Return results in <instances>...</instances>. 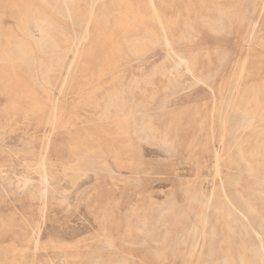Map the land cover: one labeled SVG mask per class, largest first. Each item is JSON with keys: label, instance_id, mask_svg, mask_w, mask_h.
Segmentation results:
<instances>
[{"label": "rangeland", "instance_id": "1", "mask_svg": "<svg viewBox=\"0 0 264 264\" xmlns=\"http://www.w3.org/2000/svg\"><path fill=\"white\" fill-rule=\"evenodd\" d=\"M130 1L143 15L126 25L121 4L97 0L91 56L60 89L89 0H0V264H89L92 254L124 264H264V0ZM209 191L204 244L125 241L127 219L155 205L182 211L201 232ZM101 213L116 247L91 241Z\"/></svg>", "mask_w": 264, "mask_h": 264}, {"label": "bare ground", "instance_id": "2", "mask_svg": "<svg viewBox=\"0 0 264 264\" xmlns=\"http://www.w3.org/2000/svg\"><path fill=\"white\" fill-rule=\"evenodd\" d=\"M143 1V0H142ZM148 1V0H147ZM110 2V1H109ZM114 2V1H113ZM115 2H118V4L123 6L122 9V13H120V24H126L128 23V21L133 22L136 19H139L143 14H141L139 9H136L135 7H133L132 2L130 0H115ZM150 2V1H149ZM153 2V1H152ZM101 4V3H100ZM103 4V3H102ZM105 4V2H104ZM107 5V4H106ZM136 5V4H135ZM144 5V4H143ZM262 5V4H261ZM115 6V5H114ZM121 6V7H122ZM139 6V5H138ZM147 6V5H146ZM145 6V7H146ZM149 6V5H148ZM87 18L85 20V23L83 25L82 30L79 32V35L76 36L75 42H74V46L72 49V53L70 55V57H68V62L65 66V70L66 73L63 77V79H60L61 81V87H64L67 83H68V78H69V74L71 73V71L77 66V64L81 63V60L83 57H85L84 55L86 54L87 57L91 56V48L86 49L85 51V43H87V41L89 42L90 36H91V26L92 25H100L102 23V15L99 13L98 10V5H97V0H89V6H87ZM102 8V7H101ZM151 8V7H150ZM85 9V8H84ZM120 10V9H119ZM142 10V9H141ZM264 10V9H263ZM107 11V8H106ZM147 12V10H145ZM262 11V10H261ZM103 12V10H102ZM105 12V11H104ZM108 12V11H107ZM115 12V11H113ZM108 14V13H107ZM113 14V13H112ZM127 15V16H123ZM145 14V12H144ZM85 16V15H84ZM110 16V13H109ZM2 19V18H1ZM111 19V18H110ZM141 19V18H140ZM38 21V20H37ZM108 21V20H107ZM23 23V22H22ZM26 22H24L23 24H26ZM155 24V23H154ZM114 25V24H112ZM118 25V24H117ZM129 25V24H126ZM156 25V24H155ZM39 29H42L41 24H37ZM107 26V25H106ZM114 27V26H113ZM256 27V25H255ZM101 28V27H100ZM145 29V28H144ZM103 30H101L102 32ZM114 31V30H113ZM147 32V31H146ZM148 33V32H147ZM159 33V32H158ZM250 33V32H249ZM116 34V33H115ZM144 34V33H143ZM151 34V33H150ZM123 35V34H122ZM152 35V34H151ZM116 36V35H115ZM121 36V34H120ZM94 37V36H93ZM113 34L111 30H106L103 33V39L104 41H108L109 43H111V46L109 47L112 55H116L120 52V47L117 46V44L112 40L113 38ZM151 37V36H150ZM11 38V37H10ZM122 38V37H121ZM95 39V38H94ZM116 39V38H115ZM144 39V38H143ZM151 39V38H150ZM12 40V39H11ZM10 40V41H11ZM147 40V39H145ZM16 41V40H15ZM118 42V41H117ZM141 42V41H140ZM105 43V42H104ZM139 43V42H138ZM137 43V44H138ZM93 44V43H92ZM91 44V45H92ZM248 44V43H247ZM88 45V44H87ZM155 45V44H154ZM9 46V44H8ZM26 46V44H25ZM109 46V45H108ZM258 46V45H257ZM138 47V46H137ZM249 47V46H248ZM17 48V47H16ZM93 49V48H92ZM23 50V49H22ZM122 50V49H121ZM246 50V49H245ZM143 51V50H142ZM12 52V51H11ZM10 52V53H11ZM124 52V51H123ZM128 52V51H127ZM209 52V51H208ZM215 52V51H213ZM240 52V51H239ZM46 53V52H45ZM47 54V53H46ZM131 54V53H130ZM135 54V53H134ZM234 54V53H233ZM258 54V53H257ZM263 54V53H261ZM11 55V54H10ZM21 55V54H20ZM23 55V54H22ZM105 55V54H104ZM122 55V54H121ZM228 55V54H227ZM235 55V54H234ZM132 56V55H131ZM134 56V55H133ZM10 57V56H9ZM116 57V56H115ZM130 57V56H129ZM243 57V56H242ZM249 57V49H247L245 51V55H244V61H247ZM49 58V56H48ZM4 59V58H3ZM18 59V58H17ZM6 60V59H5ZM15 60V59H14ZM21 60V59H20ZM87 60V58L85 59ZM122 60V59H121ZM219 60V59H218ZM234 60V59H233ZM37 61V60H36ZM240 62V61H239ZM35 63V62H34ZM237 63V62H236ZM48 64V63H47ZM87 64V63H86ZM106 64V63H105ZM120 64V63H119ZM229 64V63H228ZM232 64V63H231ZM234 64V63H233ZM240 64V63H239ZM242 64V63H241ZM258 64V63H257ZM113 65V63H112ZM253 65V64H252ZM47 66V65H46ZM79 66V65H78ZM118 66V65H117ZM36 67V66H35ZM95 67V66H94ZM240 67V66H239ZM246 67V66H245ZM255 67V66H254ZM257 67V66H256ZM39 68V67H38ZM87 68V67H86ZM219 68V67H218ZM238 68V67H237ZM91 69V68H90ZM103 69H105L104 65H101V67L97 68V69H92L91 72V76H100L103 73ZM224 69V68H223ZM240 69V68H239ZM248 69V68H247ZM252 70V69H251ZM91 71V70H89ZM111 71V70H110ZM108 71V72H110ZM218 71V70H217ZM221 71V70H220ZM240 71V70H239ZM258 71V70H257ZM87 72V71H86ZM231 72V70H230ZM242 72V71H241ZM252 72V71H251ZM81 73V72H80ZM223 73V72H222ZM241 74V73H240ZM84 75V73H83ZM87 75V74H86ZM89 75V74H88ZM235 75V74H234ZM238 76H240L239 74H237ZM17 76V75H15ZM19 76V75H18ZM216 76V75H214ZM228 76V74H227ZM20 77V76H19ZM83 77V76H82ZM86 77V76H85ZM95 77V78H96ZM218 77V76H217ZM230 77V76H229ZM13 78V76H12ZM11 78V79H12ZM213 78V77H212ZM226 79V78H225ZM228 79V78H227ZM21 80V78L19 79ZM208 80V78H207ZM220 80V79H219ZM229 80V79H228ZM235 80V79H234ZM237 80V79H236ZM17 81V80H16ZM81 81V80H80ZM88 81V80H87ZM92 81V80H90ZM206 81V80H205ZM212 81V80H211ZM217 81V80H216ZM230 81V80H229ZM94 82V81H93ZM96 82V81H95ZM209 82V80H208ZM207 82V83H208ZM215 82V81H213ZM234 82V81H233ZM8 83H9V79H8ZM18 83V82H17ZM22 83V82H21ZM210 83V82H209ZM208 83V84H209ZM230 83V82H229ZM236 83V82H235ZM24 84V81L23 83ZM48 84V83H47ZM76 84V83H75ZM83 84V82H82ZM219 84V83H218ZM84 85V84H83ZM13 86V85H12ZM16 86V84H15ZM75 86V85H74ZM216 86V85H214ZM78 87V86H77ZM220 87V86H219ZM261 87V86H260ZM26 88V87H25ZM48 88V87H47ZM212 88V87H211ZM256 88V87H254ZM237 89V88H236ZM69 90V89H68ZM67 90V91H68ZM223 90V89H222ZM221 90V93H222ZM75 91V90H74ZM215 93V92H214ZM219 94V93H218ZM225 94V93H224ZM264 95V94H263ZM220 96V95H219ZM222 96V95H221ZM229 100V99H228ZM261 100V99H260ZM264 102V101H263ZM60 104V103H59ZM55 103L52 104L51 106V110H52V116H53V111L55 112L57 108H60V105ZM226 104V103H225ZM257 105V104H256ZM261 105V104H260ZM212 107V106H211ZM258 107V106H257ZM197 108V107H196ZM244 115V114H243ZM264 116V111L259 114V116ZM55 117H57L56 119L58 120V118H60L61 116H55L53 118H50V123L51 124V129L50 131L44 135V143H45V150L49 147L50 144V140H51V133L52 131L56 128L54 122L52 121L53 119H55ZM52 119V120H51ZM49 120V119H48ZM49 126V125H48ZM220 143H224L226 140V121H224L223 123V130L221 132L220 135ZM42 142V141H41ZM43 143V144H44ZM44 147V146H43ZM44 150V151H45ZM47 160V159H46ZM39 164L41 166V168H43L42 174H39V176L41 175V177L44 179H42L43 181H45V179L47 178V174L45 171V158L42 155L40 160H39ZM49 163V162H48ZM48 165V164H47ZM240 170V169H239ZM216 172V171H215ZM203 173V172H202ZM256 179V178H255ZM263 180V179H262ZM211 181V180H210ZM20 183V182H19ZM41 183V181H40ZM215 186V185H214ZM42 187V186H41ZM44 189V188H43ZM43 192V191H42ZM210 192V191H209ZM219 193V192H218ZM44 194V193H43ZM192 195V194H191ZM219 195V194H218ZM214 192H210L208 194V196L205 198V205L204 207L200 210V221L202 223L203 228L200 229L201 232H198L194 227H190L189 226V222L188 219L183 215L182 211H178L175 209H170L168 207H162V206H153L151 207V213H144V214H136L133 215L131 217H129L127 219L126 222V231L124 233V238L125 241H145L147 239H149L150 241H154V242H158L161 244H172V243H176V242H187L190 246V250H192L195 247L196 244V240H198V238H200L202 244H204L207 240H208V234L206 232V226L209 224L210 221V207L212 204V201L214 199ZM228 196V195H227ZM227 199V198H226ZM228 200V199H227ZM223 201V200H222ZM105 205V204H104ZM232 205V203H231ZM188 206V205H186ZM111 207V206H110ZM187 208V207H186ZM235 208V207H234ZM127 209V208H126ZM236 210V209H235ZM94 212V211H93ZM164 212H167L166 214H164ZM115 217V216H114ZM244 217V216H243ZM246 218V217H244ZM97 220V224L99 225L100 229H101V233L96 235L95 237H93V239L91 240L92 243H96L97 247H101V246H108V248H112V247H116L117 244V240L111 236L109 233V225H110V221L107 220L105 214L101 213L98 214V216L96 217ZM243 221V220H242ZM93 222V221H92ZM114 222V221H113ZM37 226V225H36ZM151 227V228H150ZM242 227V226H241ZM189 228L188 233H185V229ZM245 228V227H244ZM112 229V228H111ZM238 230V229H237ZM34 233V232H33ZM186 235V236H185ZM31 236V235H30ZM86 236V235H85ZM239 236V235H238ZM33 237V236H32ZM83 237V236H82ZM44 239V238H43ZM239 239V237H238ZM252 239V238H251ZM33 244L34 247L36 248V250L38 248L41 247L40 244V238L39 235L36 234L35 238L33 239ZM79 240V239H78ZM124 240V239H123ZM258 240V239H257ZM256 240V241H257ZM149 241V242H150ZM75 242V241H74ZM122 242V241H121ZM215 242V241H214ZM251 242V241H250ZM27 243V242H26ZM31 243V242H30ZM73 243V242H71ZM261 244V242H258V244ZM59 244V243H58ZM62 244V243H61ZM69 244V243H68ZM120 244V243H119ZM46 245V244H45ZM78 245V244H77ZM85 245V244H84ZM95 245V244H94ZM146 245V244H145ZM148 245V244H147ZM198 245V244H196ZM74 246V245H73ZM86 246V245H85ZM143 246V245H142ZM44 247V246H43ZM198 247V246H197ZM67 248V247H66ZM77 248V246H76ZM163 248V247H162ZM169 248V247H168ZM201 248V247H200ZM65 249V246H64ZM68 249V248H67ZM74 249V248H73ZM197 249V248H196ZM116 250V249H115ZM232 250V249H231ZM22 251V250H21ZM44 251V250H43ZM49 251V250H48ZM119 251V250H118ZM200 251V250H198ZM98 253V251H97ZM102 253V252H101ZM105 254L107 252H104ZM33 254V253H32ZM99 254V253H98ZM198 254V253H197ZM43 255V254H42ZM107 255V254H106ZM69 257V256H68ZM72 258H75L74 255L71 256ZM102 256L99 255H95L92 254V256L89 257L90 263L89 264H124V261H122L121 259H116L114 258L113 260H104L103 258H101ZM121 257V254H120ZM234 257V255H233ZM21 258V256H20ZM33 258V257H32ZM22 259V258H21ZM261 259L264 261V254L261 255ZM213 260V259H212ZM235 260V259H234ZM247 262V261H246ZM128 263V262H127ZM14 264V263H13ZM28 264V263H27ZM30 264H34L33 260L31 261ZM85 264V263H84ZM195 264V263H194ZM248 264V263H247Z\"/></svg>", "mask_w": 264, "mask_h": 264}]
</instances>
